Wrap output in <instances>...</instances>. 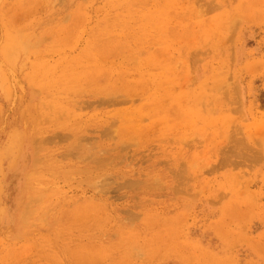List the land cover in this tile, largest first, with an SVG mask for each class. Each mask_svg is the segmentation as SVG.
<instances>
[{
  "label": "rangeland",
  "instance_id": "1",
  "mask_svg": "<svg viewBox=\"0 0 264 264\" xmlns=\"http://www.w3.org/2000/svg\"><path fill=\"white\" fill-rule=\"evenodd\" d=\"M0 264H264V0H0Z\"/></svg>",
  "mask_w": 264,
  "mask_h": 264
}]
</instances>
